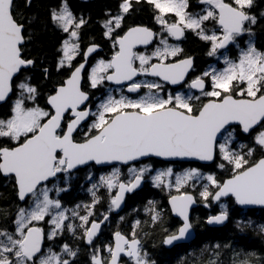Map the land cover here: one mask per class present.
<instances>
[{
    "label": "snow or ice",
    "instance_id": "snow-or-ice-1",
    "mask_svg": "<svg viewBox=\"0 0 264 264\" xmlns=\"http://www.w3.org/2000/svg\"><path fill=\"white\" fill-rule=\"evenodd\" d=\"M32 3L0 0V176L15 194L14 211L0 208V264H156L145 247L149 225L173 246L192 235L198 203L219 209L208 225L264 208V46L254 39L264 11L254 12L256 0H115L96 21L56 0L40 22L59 34L51 60L34 54L37 17L21 11ZM140 12L150 23L136 20ZM93 24L99 39L87 35ZM189 37L215 63L198 70ZM103 45L109 55L100 56ZM153 158L201 164L177 173L145 163ZM84 169L89 199L69 206L62 194ZM146 179L168 192L178 224L164 227V210L149 201L148 219L122 231L125 196ZM236 229L264 238V224L237 221ZM226 250L232 264H264V255L229 243L208 246L206 264H222Z\"/></svg>",
    "mask_w": 264,
    "mask_h": 264
},
{
    "label": "trees",
    "instance_id": "trees-1",
    "mask_svg": "<svg viewBox=\"0 0 264 264\" xmlns=\"http://www.w3.org/2000/svg\"><path fill=\"white\" fill-rule=\"evenodd\" d=\"M20 3H23V0H19ZM56 0H33L32 6L30 8H21L25 17L36 16L37 22L35 27L37 29L38 35L34 40V54L42 55L47 54V58L51 60L54 56L55 48L58 44L59 34L55 31L49 30L44 31L41 29L40 22L46 18L47 12L46 8L50 4H54ZM195 4L196 0H192ZM70 3L73 7V10L76 13H82L85 17H92L93 21L99 20L103 17V12L107 7H114L115 0H89L86 3H81L79 0H70ZM264 11V0H256V7L254 8L255 13ZM137 21H142L144 23H150L149 15L147 12H140L136 16ZM255 35V41L257 47L264 46V28L259 24L257 25ZM88 36H95L99 39V27L95 24L89 29H87ZM104 46V45H103ZM184 47L191 54L195 55L198 65V70L205 68L209 63H212V60L207 58L204 55V48L201 43L194 37H189L184 43ZM108 48V47H107ZM103 54H100V56ZM156 167L162 165L167 166L166 163L162 164L157 161H154ZM197 167L199 164H184L181 165L179 170L186 167ZM96 172H99L97 168H94ZM86 169L76 173L71 181L72 187L70 191L63 195L64 201L71 206L73 203L79 202L81 200L89 199V195L86 192L88 184L86 183L85 175ZM85 181V182H84ZM168 192L162 191L160 188H157L153 185H146L145 188L132 196H129L127 199V207L125 210V221L120 223V228L122 231H128L130 222L133 219H142L147 220L148 217L144 213L145 206L148 205L149 201H155L160 208L164 210L165 223L164 227L173 229L177 226L178 221L174 219L171 213L168 211ZM15 202V194L12 187V184L7 179L0 176V208L13 210L12 205ZM106 205L98 206L100 211L104 210ZM138 210V211H137ZM218 207L212 209L211 211L205 210L204 208L198 207L193 211V221L195 227L201 232L198 240L194 243L190 250L175 253L167 251L164 246L160 243L161 240V229L158 227L152 229L151 226H148V231L151 235L145 239V247L150 253V256L155 260L156 264H193V261H196V264H200L201 261L205 262L209 253L205 251L208 246L215 244L229 243L233 246L235 251H249L255 252L257 255H264V238H262L256 231L251 229L244 232H240L236 229V222L238 221L239 213L234 214L228 223L221 227L211 229L206 226L205 220L209 214H214L218 211ZM247 218L252 219L254 225L264 224V214L261 216H256L253 213L245 215V218L240 221L248 222ZM257 220V222L254 221ZM197 220L199 222H197ZM118 223V218L113 215L112 223L108 229L105 230V239L109 236L110 231L116 227ZM212 234L211 240H207L208 234ZM233 251H225L221 256L222 264H232ZM85 256L82 254L81 260H84Z\"/></svg>",
    "mask_w": 264,
    "mask_h": 264
},
{
    "label": "flooded vegetation",
    "instance_id": "flooded-vegetation-1",
    "mask_svg": "<svg viewBox=\"0 0 264 264\" xmlns=\"http://www.w3.org/2000/svg\"><path fill=\"white\" fill-rule=\"evenodd\" d=\"M81 3H86V2H81ZM85 16V15H84ZM107 48V46L106 45H104L103 46V53H104V50ZM102 53V54H103ZM154 161H157V162H159V163H162V164H164L165 162H161V161H158V160H156V159H152L151 161H148V160H146L145 161V163H151L152 164V166H153V168L154 169H157V168H162V167H164V166H162V165H159V167H156V165L154 164ZM167 164V166H173L174 168H180L181 167V165H184L185 163H166ZM187 165V164H186ZM166 166V167H167ZM122 168H126V167H122ZM127 169V168H126ZM6 179V178H5ZM149 184V180L148 179H146L145 180V186L146 185H148ZM129 196H132V195H129ZM128 196V197H129ZM128 197H127V199H128ZM126 207H127V202H126ZM198 207H201V208H204L203 207V205H201V204H199L198 203V206H197V208ZM168 208H169V206H168ZM197 208H195L194 210H196ZM230 208H231V206H230ZM237 208H238V206H237ZM205 210H209V209H206V208H204ZM126 210V209H125ZM193 210V211H194ZM210 211V210H209ZM237 213H239V217L240 218H238V221H240L241 219H243V218H245V215H247V214H249V213H253L254 215H256V216H261L262 214H264V209H238V211H237ZM120 215H122V216H124L125 215V211L124 212H122ZM172 215V214H171ZM115 216V215H114ZM233 216V215H232ZM231 216V217H232ZM117 218H118V220H119V217L118 216H116ZM173 217V216H172ZM231 217H230V219H231ZM174 218V217H173ZM192 218H193V212H192ZM175 219V218H174ZM177 221H178V219H176ZM247 220H250V221H252V219L251 218H247ZM256 219H254V221H255ZM255 222H257V220L255 221ZM128 225H129V223H128ZM206 226H207V224H206ZM208 227V226H207ZM209 228V227H208ZM194 229H195V231H196V233H197V239L193 242V243H191V244H189V245H179V246H177V247H175L174 249H172V250H168V249H166L165 247V249L167 250V251H169V252H175V253H180V252H184V251H187V250H190L191 248H192V246L194 245V243L198 240V238H199V236H201V232H199L198 231V229L196 228V227H194ZM212 229V228H211ZM211 238H212V234L211 233H209L208 234V236H207V240L209 239V240H211ZM164 246V245H163Z\"/></svg>",
    "mask_w": 264,
    "mask_h": 264
},
{
    "label": "water",
    "instance_id": "water-1",
    "mask_svg": "<svg viewBox=\"0 0 264 264\" xmlns=\"http://www.w3.org/2000/svg\"><path fill=\"white\" fill-rule=\"evenodd\" d=\"M79 1H80V2H88L89 0H79ZM153 159H156V160H158V161L165 162V163H185V164H199V165L201 164V162H198V161H179V160H178V161H164V160H162V159H160V158H153ZM105 169H107V168H105ZM2 177H3V176H2ZM3 178H4V177H3ZM144 188H145V182L142 183V185H141L139 188H137L135 191L126 194V196H125V202H124V205L122 206V207H123V211H121L120 214H121L122 212H124L125 209H126L127 197H128L129 195H135V194L141 192ZM168 206H169V205H168ZM197 206H198V204L194 205L193 208L191 209V216H192V212H193V210H194L195 208H197ZM245 209H264V208H261V207H259V206H252V207H250V208H245ZM114 215H115V214H114ZM172 216H173L175 219H178V218L175 217L174 215H172ZM227 223H228V222H226V224H227ZM206 224H207V223H206ZM226 224H225V225H226ZM225 225H208V224H207V226H208L209 228H212V229H215V228H221V227H223V226H225ZM196 239H197V233H196V231H195V229H194L192 235L190 236V238H189L188 240L183 241V242H179L178 244L173 245V246H166V245H164V247H165L166 249H168V250H172V249H174L175 247H177V246H179V245H189V244L193 243Z\"/></svg>",
    "mask_w": 264,
    "mask_h": 264
},
{
    "label": "rangeland",
    "instance_id": "rangeland-1",
    "mask_svg": "<svg viewBox=\"0 0 264 264\" xmlns=\"http://www.w3.org/2000/svg\"><path fill=\"white\" fill-rule=\"evenodd\" d=\"M245 39H246V38H245ZM102 53H103V51H102L100 54H102ZM109 54H110V53H109V49L106 48V49L104 50L103 55H101V56H106V55H109ZM212 63H215V62L212 61ZM99 94H100L99 92L96 93V95H99ZM167 167H172V168L174 169V171L177 172V173L183 171V170L186 169V168H189V167H186V168H184V169L179 170V169L174 168L173 166H167ZM194 167H195V166H194ZM164 168H166V167L157 168V170H162V169H164ZM110 170H111V169H103V171H110ZM121 170H122V172H124V173H126V171H127L126 168H122ZM92 172H93V174H94V177H96V176H98L99 174H101L100 172H96L94 169H92ZM85 173H86V174L83 175V177L86 178V176H87V169H86ZM148 180H149V184H150V185H153L152 182H151V180H150V179H148ZM85 181H86V183H87L88 186H89V183H88L87 179H86ZM85 181H84V182H85ZM118 222H119V220H118Z\"/></svg>",
    "mask_w": 264,
    "mask_h": 264
}]
</instances>
